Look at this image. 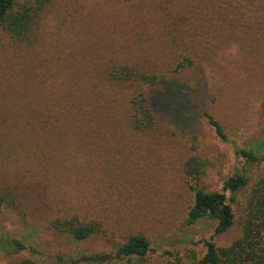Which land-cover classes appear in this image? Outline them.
Masks as SVG:
<instances>
[{
	"label": "rangeland",
	"instance_id": "1",
	"mask_svg": "<svg viewBox=\"0 0 264 264\" xmlns=\"http://www.w3.org/2000/svg\"><path fill=\"white\" fill-rule=\"evenodd\" d=\"M30 36L21 44L0 37V85L3 74L17 87L27 76L39 111L60 90L67 100L68 83L82 93L93 88L79 76L96 78L112 63L155 70L168 82L143 88L157 116L147 131L129 127L120 94L92 99L94 130L85 136L33 139L17 126L7 138L0 134V236L28 245L0 251V264H88L84 253L112 251L138 233L155 252L105 264H196L208 240L227 246L241 235L236 205L238 221L222 234L215 220L188 224L187 215L196 187L222 191L237 172L251 181L264 176V149L257 162L236 151L264 142V0H52ZM185 54L194 63L175 70ZM18 105L0 101V121L28 117L14 113ZM13 140L16 147H7ZM192 157L205 161L200 176L188 170ZM74 215L99 220L105 234L79 241L54 228L56 219Z\"/></svg>",
	"mask_w": 264,
	"mask_h": 264
},
{
	"label": "trees",
	"instance_id": "2",
	"mask_svg": "<svg viewBox=\"0 0 264 264\" xmlns=\"http://www.w3.org/2000/svg\"><path fill=\"white\" fill-rule=\"evenodd\" d=\"M51 1L0 0V37L4 36L16 44L29 42L34 23ZM194 60L187 54L179 57L175 70L178 71L192 65ZM106 62L107 65L110 64V60ZM91 75L85 77L80 75L79 78H85L86 82H93L91 86L93 88L87 87L86 92L82 93L81 89L76 88L74 91V88L71 87L72 84L68 83L71 86L65 87L67 100L64 99L65 95L60 90L49 99L52 100L51 102H46V106L42 107L44 110L39 111L33 106V90L36 91V87L27 83L28 77L19 78V83L23 87H17L11 85L13 79H9L10 75L3 74L6 83L5 86L0 85V101H4L6 104L10 102L20 104V106L18 105L19 110L14 113L28 117L0 121V134L6 137L5 133L16 126L18 132L23 135L31 131L36 134L33 139L36 137L44 139L46 135L62 137L71 136L74 133L77 135L88 134L94 130V123L91 121L94 115L92 99L105 102L114 101L120 98V94L127 99L125 101L127 103L126 112L131 122L129 127L132 130L147 131L155 126L157 116L152 109L148 93L143 88L162 86L164 89L168 82L164 79L166 75L155 70H140L132 63H112L96 78ZM108 89L112 90V93ZM160 91L163 93L162 89ZM73 94L76 96L72 100ZM58 100L63 104L59 105L62 102L58 104ZM45 114H51L55 119ZM39 116L40 119H38ZM208 117L216 127L218 135L227 141V135L219 121L211 114H208ZM25 142L27 144L28 141ZM56 143L58 141L53 140L52 146H57ZM6 146L16 147V141L6 143ZM28 148L32 152H37L36 147L32 144H29ZM263 149L264 142L255 148H237L236 151L246 157L249 162H257L261 158L260 152ZM204 165L205 161L197 157H192L187 162L189 172H194L198 176L203 173ZM226 191H229L230 195H227ZM240 194L245 195L243 202H240L238 198ZM4 202L5 197L0 190V210ZM235 205L238 206L240 212L239 221L236 217ZM202 218L216 221V234L229 231L238 221L241 235L227 246H218L214 241L208 240L206 242L207 251L203 257L196 261V264H264V176L251 181L249 174L237 172L225 180L222 191H209L201 186L196 187L194 200L188 211L187 223L193 224ZM53 225L58 232L79 241L101 233L105 234L99 220H84L76 215L58 218ZM27 247L28 245L23 239L11 237L8 234L0 236V251L6 254L25 250ZM155 251L149 237L144 233H138L131 235L124 242L115 244L112 251L84 253L81 259L88 264H105L114 259L122 260L133 257L145 260L150 252Z\"/></svg>",
	"mask_w": 264,
	"mask_h": 264
}]
</instances>
